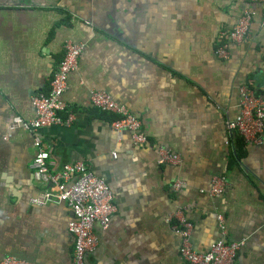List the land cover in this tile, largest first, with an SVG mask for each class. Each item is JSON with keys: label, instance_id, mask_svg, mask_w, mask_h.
Returning a JSON list of instances; mask_svg holds the SVG:
<instances>
[{"label": "crops", "instance_id": "obj_1", "mask_svg": "<svg viewBox=\"0 0 264 264\" xmlns=\"http://www.w3.org/2000/svg\"><path fill=\"white\" fill-rule=\"evenodd\" d=\"M245 10L254 13L247 37L222 61L220 37ZM68 41L85 45L65 95L77 118L45 129L43 140L53 169L86 161L117 206L106 230L95 224L99 243L86 263L186 264L172 228L185 207L194 251L223 236L244 243L237 264H264V134L261 146H248L225 128L240 86L264 94V5L246 0H0V258L71 264L72 211L33 202L52 182L30 167L31 135L11 127L15 117L34 118L31 97L48 92ZM96 90L139 119L147 144L111 130L90 103ZM156 145L183 164H156ZM217 174L226 192L201 193ZM176 178L184 184L174 192Z\"/></svg>", "mask_w": 264, "mask_h": 264}, {"label": "built area", "instance_id": "obj_2", "mask_svg": "<svg viewBox=\"0 0 264 264\" xmlns=\"http://www.w3.org/2000/svg\"><path fill=\"white\" fill-rule=\"evenodd\" d=\"M249 3L263 4L264 0H246ZM254 13L245 10L238 18L235 25L220 37V43L215 50L218 59L225 61L229 57V44H240L247 37ZM85 49L82 43L68 41L64 45L63 56L58 63L50 81L47 93L35 94L31 97L34 111L32 120H23L15 117L12 128H19L29 133L36 149V156L30 167L52 182V188L33 199L34 203L45 204L50 200L64 202L72 211L67 228L72 234L74 243L71 264H87L86 257L94 252L99 243L95 232V224L106 230L117 210L114 194L108 182L93 172L86 161H76L63 164L58 170L51 161V154L47 150L42 132L45 129L60 125L71 126L76 121L77 115L72 111L65 100L69 90L71 76L79 69L80 57ZM238 113L233 118H226L225 128L230 139L237 135L248 146H261L264 134V94H259L251 85H242L238 89ZM91 105L99 111L115 116L110 123L111 130L118 134L128 132L133 146L147 144V138L141 130L139 119L130 114L128 108L121 105L110 93L96 90L90 93ZM156 164L180 166L183 157L180 153L156 145ZM113 158L116 155L112 154ZM184 184L181 178H176L171 183V190L179 191ZM227 182L224 176L214 175L207 188L200 192L209 196L222 195L226 192ZM187 209L182 207L174 213L176 218L172 225L173 230L180 237L178 249L179 257L186 264H237V255L243 242H228L222 236L214 241L208 252L194 251L190 243L193 225L186 216ZM171 221L172 215L166 218ZM219 223L222 217L219 216ZM224 234V233H223ZM0 264H38L34 261L6 255L0 258Z\"/></svg>", "mask_w": 264, "mask_h": 264}, {"label": "trees", "instance_id": "obj_3", "mask_svg": "<svg viewBox=\"0 0 264 264\" xmlns=\"http://www.w3.org/2000/svg\"><path fill=\"white\" fill-rule=\"evenodd\" d=\"M262 94V93H259ZM102 117H106L107 121H109L110 123L115 119V117L110 116L108 113L102 112ZM114 116V115H113ZM237 142H242V140L240 138H238Z\"/></svg>", "mask_w": 264, "mask_h": 264}, {"label": "rangeland", "instance_id": "obj_4", "mask_svg": "<svg viewBox=\"0 0 264 264\" xmlns=\"http://www.w3.org/2000/svg\"><path fill=\"white\" fill-rule=\"evenodd\" d=\"M226 61V60H225Z\"/></svg>", "mask_w": 264, "mask_h": 264}]
</instances>
